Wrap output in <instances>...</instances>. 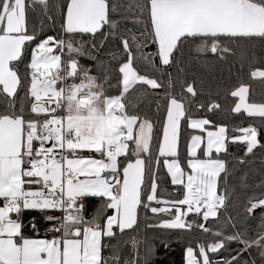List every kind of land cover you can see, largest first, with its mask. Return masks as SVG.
Instances as JSON below:
<instances>
[{
	"label": "snow or ice",
	"instance_id": "obj_1",
	"mask_svg": "<svg viewBox=\"0 0 264 264\" xmlns=\"http://www.w3.org/2000/svg\"><path fill=\"white\" fill-rule=\"evenodd\" d=\"M53 7L59 13L61 33L40 38L35 27H28V13L39 10L55 23L49 15ZM118 8L124 6L109 0H65L63 6L50 5L49 0H0V93L9 98L0 111V264H119L117 247L110 241L140 228L139 209L145 220L148 212L155 218L145 224V233L154 234L132 237V256L123 264H156L159 250L174 243L173 235L198 230L211 234L215 242H197L195 247L189 243L185 264H257L243 258L253 249L264 264V191L250 196L244 205L248 218L262 210L254 235L231 216L221 220V209H227L232 192L226 182L220 183L221 174L228 172L226 162L213 159L212 153L226 151V126L207 132L205 158L197 155L203 136L191 137L183 166L178 153L181 118H187L192 98L206 83L196 72L191 73V82L186 79L192 63L186 50L214 54L219 61L237 56L242 64H264V55L257 56L253 47L256 42L264 46V0H133L124 9L133 14L116 18ZM129 20L137 26L135 32L122 30ZM85 35L90 39H78ZM97 36L102 39L97 41ZM109 38L119 39L126 54L117 70L122 74L118 95L107 94L106 85L112 87L111 66L100 59ZM29 43L35 45L26 66L30 72L22 77L17 64L26 59ZM149 46L155 51L146 52ZM80 57L95 63L86 66ZM136 60L166 76L167 83L140 74ZM200 67L212 66L205 62ZM165 68H175V75ZM250 76L264 79V67H255ZM137 83L164 89L166 120L156 157L153 123L129 114L122 103ZM18 89L30 98L27 106L23 100L17 106ZM248 92L243 83L231 92L239 97L232 110L239 113L243 108L264 125V102L249 103ZM199 107L213 111L220 105L210 101ZM209 124L208 119H190L193 129ZM240 131L243 135L232 140L246 144L245 157L257 146L264 148L257 127ZM82 150H89V155ZM161 156L172 157L163 164L176 186L175 199L158 192L154 168L158 169ZM257 187L264 189V182ZM26 210H36L40 218L33 216L25 224ZM210 218L217 222L215 228L207 226ZM29 226L37 234L43 228L52 238L26 236ZM232 242L241 245L235 255L210 257L228 251ZM104 249L112 255L105 256Z\"/></svg>",
	"mask_w": 264,
	"mask_h": 264
},
{
	"label": "trees",
	"instance_id": "obj_2",
	"mask_svg": "<svg viewBox=\"0 0 264 264\" xmlns=\"http://www.w3.org/2000/svg\"><path fill=\"white\" fill-rule=\"evenodd\" d=\"M28 2L29 0H26V3ZM109 2H115L124 6V8H118L116 18H119L121 15L131 16L133 14V12L126 13L124 11V9L127 8V5L132 3L133 0H109ZM64 3L65 0H49L50 5L58 4L63 6ZM49 15L53 16L55 23H53L52 20L46 19L39 10L30 11L28 13V27L30 30L35 27L40 35V38H43L45 35H58L61 33V22L56 8H51ZM128 28L135 32L137 26L133 25L129 20L122 24V30ZM78 39L88 40L90 37L85 35L83 37H78ZM101 39L102 37L100 36L96 37L97 41ZM34 47L35 45L32 43L27 44L25 48L26 59L22 63L17 64V69L22 77L28 75L30 72L26 66L30 63V53L31 49ZM253 47L255 48L257 56L264 55V46H262L259 42H256ZM145 51L152 52L155 51V49L152 46H149L145 49ZM109 54H115V58L113 59ZM186 56H190L192 61L191 67L186 68V72L189 73L186 79L191 82L193 80L191 73L196 72L197 75L201 76L206 81V83L203 90L198 91L197 96L192 98L193 102L190 113L187 118H183L181 121L178 153L182 166L186 164V160L188 158V145L191 137L195 133L199 132L189 126V120L191 118L208 119L211 121V124L208 125L209 128H215L219 125L226 126V151L212 153L213 159L218 158L226 162L228 172L226 176L224 173L221 174L222 179L220 183L223 184L226 182L232 192L231 200L228 203L227 209H221L224 213L221 220H223L224 217L231 216L236 219L238 225L245 224L249 228V235H254L261 223L260 214L262 210H256L255 215L248 218L244 214V205L250 196L264 191V189L257 187V185L261 184V182H264V148L257 146V148L254 149L253 154H249L245 157L246 144L243 141L234 142L232 137L242 135L243 133L240 129L246 128L249 125H255L259 129L258 139L262 144H264V125L261 124L259 117L249 116L244 111L239 113L234 112L232 109H234L238 98L233 97L231 92L243 83L249 88L248 101L250 103L264 102V79L259 77L253 78L250 76V72L254 70L255 67H264V64H250L247 62L242 64L237 56H230L226 61H219L214 58V54L197 53L194 50H186ZM79 59L80 62L86 66H90L95 63L86 57H80ZM100 59L111 66L110 84L112 87L109 88L106 85V92L108 95H118L119 89L122 87L121 85H118V80L122 79V74H119L117 70L119 64L124 62L126 59V54L121 49L120 40L109 38L101 51ZM205 62L211 64L212 67L210 70H204L200 67V65ZM134 67H136L140 74L147 73L151 77L157 78L158 82L161 84L167 83L166 76L161 77L159 73L147 68L146 65L139 60L134 61ZM164 71L171 72L173 75L176 73L175 68H165ZM93 74L96 73L94 72ZM175 92H180L179 82L176 85ZM163 96V88L153 90L150 86L137 83L136 85H133L129 92L122 98V103L125 104V111L129 114H138L143 118H148L153 123L152 153L154 157L158 156V143L162 141V125L166 120L167 101L162 98ZM20 100H23L26 106L30 101V98H26V92L24 89H18V99L16 101L17 106H19ZM210 101L218 103L220 108L213 111H207L205 108L199 107L201 104L207 105ZM8 102L9 98H6L3 93H0V111L5 110ZM87 155H89V152H87ZM92 155L100 157L99 154L96 153H92ZM198 156L200 158H204L202 148L200 149ZM242 158L247 162L243 164L240 163L239 161ZM120 159L121 161H124V157H121ZM159 160L160 165L158 169L154 168L158 184V192L161 193L165 199H175L176 197L172 194L176 191V186L171 184L170 174H168L167 169L163 164L164 158L161 156L159 157ZM153 206L156 205L154 204ZM139 212L141 219L140 228L137 229L136 232L126 231L123 235L117 234L116 239L110 241L111 244L117 247L119 264H123V261L129 260L132 256L133 250L130 242L132 237H136L137 233H140L141 235L154 234L150 231L145 233V224L153 222L155 218L150 212H148L146 214L148 219L145 220L144 210L139 209ZM90 213L91 209H89L86 215ZM52 214L56 213L53 212ZM33 216L37 217V219L40 218L39 213L36 210H26L23 217L25 224H28L29 219ZM40 223L43 224L44 222L40 220ZM216 224L217 222L210 218L207 226L215 228ZM229 231L231 230L229 229ZM24 232L28 237L52 238L51 233L45 235L43 228H41L39 234L33 232L30 226L26 227ZM172 239L174 240V243H172L169 249L161 248L159 250V259L156 261V264H185V247L189 243L195 247L197 242L204 244H211L215 242V237L211 234H205L199 230L193 232H179L173 235ZM240 247L241 245L232 242L227 246L228 251L222 252L218 255L210 253V257L219 260L222 257H228L229 253H231V255H235L236 250ZM103 254L105 256L112 255L108 249H104ZM243 258L255 259L257 264H260V254L255 249L251 250L250 255L244 254Z\"/></svg>",
	"mask_w": 264,
	"mask_h": 264
},
{
	"label": "crops",
	"instance_id": "obj_3",
	"mask_svg": "<svg viewBox=\"0 0 264 264\" xmlns=\"http://www.w3.org/2000/svg\"><path fill=\"white\" fill-rule=\"evenodd\" d=\"M238 100H237V103L239 102V97H237ZM249 102V101H248ZM250 103V102H249ZM241 111H244V109L242 108ZM245 112V111H244ZM183 118H181V121H182ZM191 119H206V118H191ZM189 126H190V120H189ZM180 127H181V123H180ZM197 131H199L198 133H195L193 136H203L204 137V142L201 144L200 148L197 149V155L200 151V149L202 148L203 150L205 149L206 147V141H207V132L208 131H216L217 130V127L215 128H209L208 125H205V127L203 129H196ZM179 135H180V128H179ZM179 135H178V150H179ZM226 139H227V129H226ZM190 143H191V140H190ZM189 143V144H190ZM225 146H226V141H225ZM223 151V150H222ZM221 151V152H222ZM87 152H89V150H82V154L87 156ZM213 152H215V150H213ZM94 158H101V157H96V156H93ZM164 159L165 158H168V159H172L171 156L169 157H163ZM205 158V157H204ZM171 177V176H170ZM31 238H35V239H51V238H46V237H31Z\"/></svg>",
	"mask_w": 264,
	"mask_h": 264
},
{
	"label": "water",
	"instance_id": "obj_4",
	"mask_svg": "<svg viewBox=\"0 0 264 264\" xmlns=\"http://www.w3.org/2000/svg\"><path fill=\"white\" fill-rule=\"evenodd\" d=\"M252 126H254V127H257V126H255V125H252ZM247 128V127H246ZM257 129H258V127H257ZM258 134H259V129H258ZM243 135V134H242Z\"/></svg>",
	"mask_w": 264,
	"mask_h": 264
},
{
	"label": "built area",
	"instance_id": "obj_5",
	"mask_svg": "<svg viewBox=\"0 0 264 264\" xmlns=\"http://www.w3.org/2000/svg\"><path fill=\"white\" fill-rule=\"evenodd\" d=\"M53 212H55V211H53ZM57 215H59L60 213L59 212H55Z\"/></svg>",
	"mask_w": 264,
	"mask_h": 264
},
{
	"label": "rangeland",
	"instance_id": "obj_6",
	"mask_svg": "<svg viewBox=\"0 0 264 264\" xmlns=\"http://www.w3.org/2000/svg\"><path fill=\"white\" fill-rule=\"evenodd\" d=\"M78 82V81H77Z\"/></svg>",
	"mask_w": 264,
	"mask_h": 264
}]
</instances>
